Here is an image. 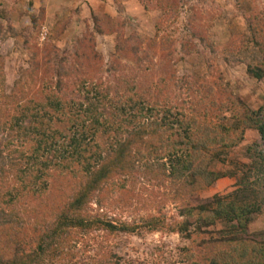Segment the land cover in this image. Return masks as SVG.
<instances>
[{"label":"trees","instance_id":"1","mask_svg":"<svg viewBox=\"0 0 264 264\" xmlns=\"http://www.w3.org/2000/svg\"><path fill=\"white\" fill-rule=\"evenodd\" d=\"M147 1L148 8L161 3L170 15L178 14L175 7L168 8V0ZM44 17V9L32 16L35 29ZM95 19L98 32H117L116 52L109 66L110 72L117 73L113 83L96 82L81 73L84 66L98 69L97 60L103 64L94 43L93 49L89 47L92 38L88 33L77 37L79 48L63 54L50 42L44 43L41 51L37 42L29 46L26 39L28 66L21 68V77L9 93L1 78L4 59L0 55V264H30L26 258L31 255L19 254L17 249L22 242L19 235L6 227L18 221L14 220L18 206L35 216L39 239L50 241L57 250L56 239L72 228L89 230L99 224L110 232H134L135 225L118 227L100 217L90 218L84 210L95 199L104 206L105 195L117 192L116 201L123 209H161L170 196L159 192L163 195L159 201L151 194L145 196L146 188L144 193L137 190L138 179L148 177L152 185L155 181L159 186L170 183L182 219L170 225L165 215L161 218L151 213L147 224L151 231H178L189 240L191 244L184 246L187 264H264V241L245 236L253 214L260 211L259 198L264 199L253 193L247 179L228 195L216 194L211 201L192 200L198 186H209L227 174L207 166L218 156L211 148L219 131L213 134L202 128L197 112L191 115L189 109L184 113L169 103L173 87H177L166 88L177 77L170 69L169 57L164 56L158 64L161 74L157 87L164 85L165 90L155 93L153 82L141 72L150 52L130 63L131 38H124L122 27L108 21L102 25L101 18ZM157 37L162 50L173 44L170 35L158 33L149 39V48L156 45ZM168 70L172 71L169 78L163 74ZM249 72L256 78L264 77V64L251 66ZM196 103L197 111L206 105ZM245 123L256 126L264 136V118L255 117L253 110ZM2 176L12 180L5 183ZM4 185L14 186L3 198ZM252 196L258 200L251 202ZM219 221L225 228H215ZM40 248L45 251L43 245Z\"/></svg>","mask_w":264,"mask_h":264},{"label":"rangeland","instance_id":"2","mask_svg":"<svg viewBox=\"0 0 264 264\" xmlns=\"http://www.w3.org/2000/svg\"><path fill=\"white\" fill-rule=\"evenodd\" d=\"M147 2L0 0V55L4 59L1 78L6 91L9 93L15 87L16 79L21 77V68L28 66L30 58L26 39L29 46L38 43L41 51L44 50L43 44L50 42L63 54L66 50L79 48L77 37L84 33L92 38L89 47L93 49L94 43V50L102 56L103 64L101 66L97 60L98 69L84 66L81 73L88 74L90 80L94 77L96 82L103 79L106 83H113L117 73L110 72L109 66L116 52L117 32H98L97 16L104 21L102 25L108 21L115 27H122L120 31L125 33L124 38H131L130 63L134 64L150 52L149 59L142 63L146 67L141 72L153 82L155 93L165 90L164 85L160 89L157 87L161 74L158 64L168 56L170 69H174L177 75L166 86H177L173 87L174 95L169 103L184 113L189 109L191 115L197 112L195 115H198L202 128L211 130L213 134L219 131L217 143L211 148L218 156L207 166L227 175H220L209 186H198L196 193L191 195L192 200L211 201L214 195H228L247 181L253 193L264 198V136L256 126L249 127L245 123L250 110L255 117L264 118V77L256 78L249 72L251 66L264 64V0H168V8L175 7L178 11L172 15L163 4L148 8ZM42 9L45 17L35 29L32 16L39 15ZM105 28L108 29V25ZM158 33L170 35L173 44L162 50L157 37L156 45L149 48V39ZM171 73L168 70L163 74L169 78ZM196 102L205 103L208 107L201 106L197 111ZM151 161L157 163L156 158ZM261 167L263 170L259 172ZM2 179L5 183L12 180L3 176ZM72 181H75L73 177ZM157 182L152 185L150 177L147 180L140 178L137 190L144 193L146 188L145 196L151 194L159 201L163 196L160 193L170 196V202L161 209L157 206L141 208L138 212L123 209V205L116 201L117 192L109 197L105 195L108 199L106 204L103 202L104 206L95 199L84 210L90 218L100 217L118 227L125 223L135 225L134 232H110L99 224L89 230L72 228L59 240L56 239L59 249L53 250L50 241L39 239L37 230H40V225L34 227L35 216L21 206L17 207L14 216L18 221L6 227L19 235L22 242L17 249L19 254L31 255L28 258L22 256L30 264H187L184 246H189L190 241L178 231H151L147 224L151 213L161 218L165 215L170 225L182 219L180 204L172 198L175 193L170 183L159 186ZM13 186L4 185L1 191L3 198ZM258 196H252L251 202L258 200ZM259 199L260 211L253 214L245 236L264 241V199ZM225 226L219 221L215 228L220 230ZM42 245L45 251L41 250ZM2 248L0 241V254H3Z\"/></svg>","mask_w":264,"mask_h":264}]
</instances>
